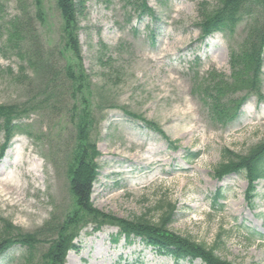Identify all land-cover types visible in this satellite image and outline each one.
Masks as SVG:
<instances>
[{
	"label": "rangeland",
	"instance_id": "374dc122",
	"mask_svg": "<svg viewBox=\"0 0 264 264\" xmlns=\"http://www.w3.org/2000/svg\"><path fill=\"white\" fill-rule=\"evenodd\" d=\"M130 2L88 0L78 19V58L65 46L57 0H0V106L26 108L14 121L20 128L13 130L0 160V234L9 223L13 240L42 239L32 249L14 242L0 264H51L41 255L61 225L76 236L77 248L65 264H202L158 256L138 237L116 236L120 228L105 218L98 222L101 230H94L96 220L77 208L70 186L82 142L95 144L99 152L92 202L101 213L120 221L145 216L159 222L174 205L168 228L175 233L215 247L232 264H264L259 236L264 235V179L248 197L244 174L222 181L214 175L224 148L246 154L264 140V65L262 97L248 89L234 94L237 100L245 96V102L226 126L212 121L201 91H194L204 78L215 83L207 78L211 70L230 80L231 51H240L250 19L205 39L200 23L222 0H148L154 13L144 16ZM20 15L32 19L41 42L39 60L57 61L63 79L71 65L75 79L60 115L31 108L34 94L38 101L46 98L40 94L41 74L28 63L34 55L31 41L20 43L22 54L5 44L10 22ZM140 120L153 122L164 137ZM219 189L222 196L216 199ZM76 212L79 219L70 222ZM54 226L57 230L46 232Z\"/></svg>",
	"mask_w": 264,
	"mask_h": 264
},
{
	"label": "trees",
	"instance_id": "16d2710c",
	"mask_svg": "<svg viewBox=\"0 0 264 264\" xmlns=\"http://www.w3.org/2000/svg\"><path fill=\"white\" fill-rule=\"evenodd\" d=\"M87 2L88 0H57V6L64 19L65 46L70 48L78 58L81 54V45L78 38V19L80 15H83ZM130 3L140 11L141 15H153L154 13L147 0H131ZM24 17L23 15L16 16L10 22L5 44L8 48L16 49L18 54H22L20 43L22 41L26 42V40L31 41L30 49L34 55L28 59V63L42 76L43 89L40 94L43 96L46 93V98L40 101H38L37 94H34L37 101L33 100L31 108L46 107V110L48 109L50 112L59 113L60 115L68 107L66 97L70 90L69 81L73 82L75 79L70 69L71 65L67 67L63 79L62 66L57 61L50 57L46 60H39L38 57L42 53L39 46L40 39L31 22L32 19L29 17L28 20H25ZM245 17L249 18L251 22L240 51L232 53V75L230 80H226L224 77L222 79L217 78V73L213 71L209 73V81L215 83L211 85L203 79L197 83L194 89L197 92L198 90L201 91L202 99L210 109L212 121L222 126L236 118L238 110L244 102L245 96L237 100L233 98L234 94L248 89L261 95L259 85L262 81L261 75L264 63V0H222L221 4L205 18L204 22L200 23L203 35L215 31L232 32L236 24L240 23ZM214 91L217 92L215 96H213ZM221 99L226 100V102L222 103ZM25 112L26 108L20 109L17 105L0 106V119L5 126L6 142L9 141L13 130L20 128V125L14 124L13 121L20 119ZM145 122L155 130L163 133L153 122L146 120ZM86 123H88L87 118L81 124V139L86 135ZM79 149H81L79 154H76L74 158L76 165L72 169L71 191L75 197L77 208L96 220V228L101 226L98 222L102 223L104 220L101 219L105 218L112 224L120 225L124 232H128V235L131 233L143 237L146 243L156 246L157 251L161 254L172 255L176 259L200 258L204 264H232L227 260H222L216 253L215 247H207L168 228V224L172 220L174 205H171V210L159 222H151L145 216L120 221L101 213L91 201L92 187L99 175L100 166L96 161L99 152L95 144L90 142H82ZM222 154L225 159L215 167V176L222 178L228 173H244L250 184L249 191L252 193L255 189V182L264 178V140L250 148L246 154H239L227 148L223 149ZM77 218L79 219L78 212L70 219V222ZM5 227L6 229L0 234V254L14 242L28 245L32 249V246L41 239L30 237L18 241L13 240L12 235L9 234L10 231L7 230V227L10 229L13 226L7 223ZM57 228V226L51 227L46 229V232L55 231ZM58 229L61 230L57 231L58 237L51 240V245L42 255L43 259L50 260L51 264H64L68 250L76 248L73 243L75 234L64 232L63 230L66 229L64 225H61ZM32 255L30 251L26 261L30 260Z\"/></svg>",
	"mask_w": 264,
	"mask_h": 264
}]
</instances>
